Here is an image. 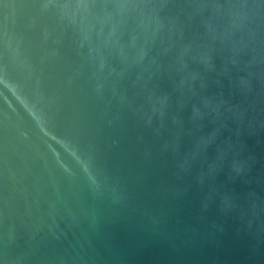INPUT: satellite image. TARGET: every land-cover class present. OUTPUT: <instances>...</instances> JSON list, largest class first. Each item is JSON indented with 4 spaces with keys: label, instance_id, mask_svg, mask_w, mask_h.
Returning <instances> with one entry per match:
<instances>
[{
    "label": "water",
    "instance_id": "1",
    "mask_svg": "<svg viewBox=\"0 0 264 264\" xmlns=\"http://www.w3.org/2000/svg\"><path fill=\"white\" fill-rule=\"evenodd\" d=\"M0 264H264V0H0Z\"/></svg>",
    "mask_w": 264,
    "mask_h": 264
}]
</instances>
